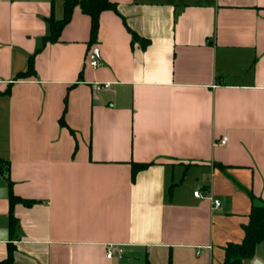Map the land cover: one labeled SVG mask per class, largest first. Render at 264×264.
Instances as JSON below:
<instances>
[{
  "label": "crops",
  "instance_id": "0c3cea01",
  "mask_svg": "<svg viewBox=\"0 0 264 264\" xmlns=\"http://www.w3.org/2000/svg\"><path fill=\"white\" fill-rule=\"evenodd\" d=\"M114 1L37 51L64 0H0V262L222 264L264 200V0Z\"/></svg>",
  "mask_w": 264,
  "mask_h": 264
},
{
  "label": "trees",
  "instance_id": "16d2710c",
  "mask_svg": "<svg viewBox=\"0 0 264 264\" xmlns=\"http://www.w3.org/2000/svg\"><path fill=\"white\" fill-rule=\"evenodd\" d=\"M90 15L91 17V39L93 43L97 40V33L99 29V18L102 11L111 9L117 11V2L114 0H64L63 2V15L61 18H55L52 14L47 18L49 32L43 37L42 44L38 47L37 51L41 50L48 41H57L60 37L63 27L71 20L73 11L76 7ZM133 40H141L145 46L149 40L142 38L135 31L130 29ZM35 54H31L28 60V67L25 71L18 72L16 79L26 78L36 75V68L34 64ZM8 88L5 92H9ZM63 123V119L61 118ZM152 162H132V178L135 179L137 172ZM0 171L8 179L10 185L9 199L11 206L16 201L24 200L12 192L11 178H10V163L0 157ZM252 198V207L249 213V221L244 225V236L241 241H229L224 246L225 256L222 264H243L244 259L252 257L256 252L258 243L264 240V200L257 198V196L250 191ZM16 218L11 214L10 229L13 231L15 227ZM13 249L9 250L8 257L3 260L2 264H12ZM149 264V263H148Z\"/></svg>",
  "mask_w": 264,
  "mask_h": 264
},
{
  "label": "built area",
  "instance_id": "2783aa9c",
  "mask_svg": "<svg viewBox=\"0 0 264 264\" xmlns=\"http://www.w3.org/2000/svg\"><path fill=\"white\" fill-rule=\"evenodd\" d=\"M88 63L93 66V67H96L98 66L99 64V58H98V55L96 53L95 50H90L88 52ZM110 86V82H99V81H96L93 83V87L94 89L96 90H102V89H105V88H108ZM227 140V137L224 136L222 141L225 142ZM194 194L196 196H202V191L200 189H196L194 190ZM213 204L215 206H219L221 204V200L219 198H213ZM115 249L113 246H110L106 252V255L108 257H111L114 253H115ZM117 251H118V254L121 256V253H122V248H117Z\"/></svg>",
  "mask_w": 264,
  "mask_h": 264
}]
</instances>
